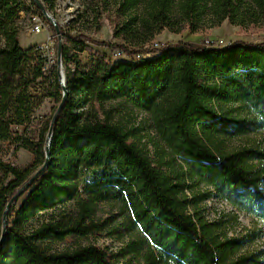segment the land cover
Returning <instances> with one entry per match:
<instances>
[{"label": "trees", "instance_id": "16d2710c", "mask_svg": "<svg viewBox=\"0 0 264 264\" xmlns=\"http://www.w3.org/2000/svg\"><path fill=\"white\" fill-rule=\"evenodd\" d=\"M29 1L36 7L34 14L50 23L58 41V59L48 67L49 96L62 108L53 127L58 108L36 141L12 131V124L24 125L33 111L31 102L23 101V91L18 94L23 86L14 80L30 54L41 51L20 45L17 20L26 1L0 0V139L21 141L34 155L33 164L25 169L0 159V240L6 229L0 264H158V252L174 264H264L247 257L232 259L243 241L224 238L219 233L221 223L208 220L201 207L204 199L216 196L264 222V170L257 168L264 161V150L226 153L217 143L220 137H240L264 128V42L202 48L179 42L126 49L128 54L142 55L138 59L111 62L95 53L83 63L80 53L89 48L85 42H98L66 33L72 47L62 45L59 55L56 26L45 17L39 0ZM40 1L51 5L54 0ZM110 1L100 3L107 7ZM140 2L151 9L153 18L147 22L156 33L165 28L181 32L186 27L196 33L226 20L243 26L256 14L264 18V0H253L250 6L244 0H124L122 8L127 11ZM100 17L101 11L91 14L94 23ZM120 99L152 115L168 155H162L158 164L144 144L132 141L134 132L85 117L88 103ZM235 108H243L253 118L236 114ZM48 148L47 167L7 209L44 167ZM200 185L212 190L200 194L196 192ZM106 202L125 206L130 218L126 230L137 229L138 240L116 252L98 246L58 253L43 248L44 242L94 233L95 209ZM71 203L77 204L76 217L45 220L32 231L25 230L42 214Z\"/></svg>", "mask_w": 264, "mask_h": 264}, {"label": "rangeland", "instance_id": "374dc122", "mask_svg": "<svg viewBox=\"0 0 264 264\" xmlns=\"http://www.w3.org/2000/svg\"><path fill=\"white\" fill-rule=\"evenodd\" d=\"M25 1L26 9L20 12L17 20L21 47L23 49L36 48L46 43L48 38L51 39L54 47L50 52H39V55L31 53L19 76L14 80L17 81L18 85L23 86L18 94L23 91L20 95L23 101L31 102L33 111L29 118L25 116L24 125L12 124L11 129L18 136L36 141L46 122L51 119L59 106V102L49 96L52 87L51 74L48 71V67L53 66L58 59L55 48L58 41L54 38L50 23L45 21L41 15L34 14L36 7L31 5L29 0ZM244 1L250 6L253 0ZM39 2L52 18L53 25L58 26L63 31L61 35L62 45L72 47V40L66 33L73 37L83 34L98 42L97 45L88 41L85 42L89 48L80 53V59L83 63L90 62L95 53L104 54L107 60L111 62L131 60L135 54H128V50H136L140 47H162L179 42H188L196 48L207 45L225 47L237 41L252 44L264 42V18L258 14L247 20L243 26L233 25L226 20L219 27H201L196 33H192L188 27L181 32L165 28L156 33L154 30H149L151 24L147 20L152 19L153 16L150 12L151 9L144 2H140L137 7H131L127 11L122 8L124 0H111L107 7L102 5L100 0H54L51 5L40 0ZM93 11H101V17L97 23L92 22L91 14ZM37 20H40L44 26L41 33L34 31ZM98 25L99 29H97ZM1 42L0 37V44ZM72 53H76V50H72ZM40 54L43 56L41 57ZM43 72L45 74L41 76ZM60 74L62 81H65V66L62 61L60 62ZM24 86H28L26 91H24ZM235 109L236 114L253 118V115L243 108ZM84 112L85 117L90 120L108 121L134 132L135 137L132 141L139 145L144 144V148L146 147L155 164L159 163L162 155H167L165 145L155 130L152 115L137 110L127 101L120 99L104 104L90 102L85 106ZM8 115L10 116V114ZM217 143L226 153L251 148L264 150V128L240 137H220ZM21 145V141L18 140L3 141L0 139V159L13 163L22 169L29 167L33 164L34 155ZM169 157L171 158L170 155ZM173 166L176 164L174 163ZM257 168L264 170V161L258 163ZM209 190L212 189L205 185L196 188V192L200 194ZM188 194L191 195L190 192ZM23 199L18 202L17 207ZM201 207L204 208L208 220L221 223L219 233L224 238H237L243 241L232 259L247 257L250 260L256 259L261 263L264 262L263 221L239 211L216 196L204 199ZM77 212L76 203L68 204L57 211L42 214L41 217L30 222L25 230L32 231L45 220L76 217ZM93 220L98 228H95L91 235L84 237L72 235L61 242H44L42 243L43 248L50 253H58L87 246H98L116 252L129 242L141 237L137 229L126 230L130 224L129 212L120 202L100 203L95 209ZM157 259L158 264H174L159 252Z\"/></svg>", "mask_w": 264, "mask_h": 264}, {"label": "water", "instance_id": "95a60500", "mask_svg": "<svg viewBox=\"0 0 264 264\" xmlns=\"http://www.w3.org/2000/svg\"><path fill=\"white\" fill-rule=\"evenodd\" d=\"M42 6V5H41ZM43 7V6H42ZM43 11H44V15L45 17L51 22L53 23L52 21V18L47 14L46 10L44 9L43 7ZM56 32H57V35H58V40H59V55H60V52H61V48H62V43H61V36H60V29L58 28V26H56ZM59 61H60V57H59ZM64 83V81H63ZM67 98V92L64 91V99ZM62 108V104L60 105V107L58 108V111L57 113L55 114V117L53 119V122H52V127H53V124H54V121L56 119V116L58 114V112L61 110ZM52 127H51V130H50V133H49V138L51 139L52 137ZM49 160H50V154H49V148H48V153H47V162L46 164L44 165V167L38 171L32 178L31 180L24 186L22 187V189L11 199L10 203L8 204L7 206V209H9L11 207V205L19 198H21L24 193L27 191V189L29 188V186L31 185V183L43 172V170L47 167V164L49 163ZM5 232H6V229H4L3 231V235H2V238L0 240V244L2 243V241L4 240V237H5Z\"/></svg>", "mask_w": 264, "mask_h": 264}, {"label": "built area", "instance_id": "2783aa9c", "mask_svg": "<svg viewBox=\"0 0 264 264\" xmlns=\"http://www.w3.org/2000/svg\"><path fill=\"white\" fill-rule=\"evenodd\" d=\"M43 29H44L43 23L40 20H37V23H36V25L34 27V31L36 33H41L43 31ZM207 46H210V45H207ZM53 48L54 47L52 45V42H51V39L50 38H48V40H47L46 43L41 44V45L38 46V49L40 51H43V52H50V51H52ZM155 48H160V46H156ZM134 57L136 59H138V58H141L142 55L136 54Z\"/></svg>", "mask_w": 264, "mask_h": 264}]
</instances>
